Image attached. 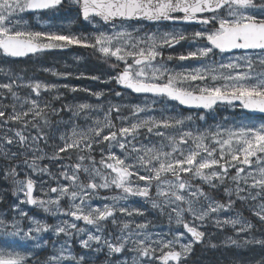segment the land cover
Returning a JSON list of instances; mask_svg holds the SVG:
<instances>
[{
    "label": "snow or ice",
    "instance_id": "snow-or-ice-1",
    "mask_svg": "<svg viewBox=\"0 0 264 264\" xmlns=\"http://www.w3.org/2000/svg\"><path fill=\"white\" fill-rule=\"evenodd\" d=\"M73 48L107 73L16 67ZM197 246L264 264V0H0V264Z\"/></svg>",
    "mask_w": 264,
    "mask_h": 264
},
{
    "label": "rangeland",
    "instance_id": "rangeland-1",
    "mask_svg": "<svg viewBox=\"0 0 264 264\" xmlns=\"http://www.w3.org/2000/svg\"><path fill=\"white\" fill-rule=\"evenodd\" d=\"M32 22H33V24L36 23V21L34 19ZM46 22L48 23V21H46ZM64 25H68V23H66ZM185 47H187V46H185ZM177 50L179 51V50H183V49L178 47ZM83 51L84 50H82V49L73 48V49H69V50H64L63 52L56 51L46 58H44V57L34 58V61H37L35 66H34L35 75L37 77H39L40 79H43V80L57 82L56 78L51 77L47 73L40 72L39 69L42 66H45V67H55L59 70H64L66 65L69 67V70H72V71L79 70V71L89 72V73H93V74L107 73L108 69L105 65H102L100 62H98L95 59V57H92L89 55V53H87L86 51L85 52H83ZM76 56H83L84 57V60L81 61L80 64H78V65L75 63V60H74V58ZM58 82L64 83L65 81H58ZM68 82L75 84V85L92 87V88H96V89H100V88L105 87V85L99 84L97 82L87 81V80H75V79H73V80L68 81ZM72 95L73 94L68 93L67 98L69 100H71ZM78 98L84 99L85 98L84 94H79ZM128 99H131L133 102H139V100L135 97H131ZM224 114L226 115L227 113L225 112ZM215 252L216 253L218 252L223 257H226L230 253H232V251H224V250H218Z\"/></svg>",
    "mask_w": 264,
    "mask_h": 264
},
{
    "label": "trees",
    "instance_id": "trees-1",
    "mask_svg": "<svg viewBox=\"0 0 264 264\" xmlns=\"http://www.w3.org/2000/svg\"><path fill=\"white\" fill-rule=\"evenodd\" d=\"M47 21L48 23L56 26L68 23V19L66 18L65 14H57ZM71 27L73 28V30H78L81 26L73 24L71 25ZM51 54L52 53H47L41 57L46 58ZM34 58H32L31 60L25 58L21 63L16 65V67L27 69L29 74H33L35 73L34 66L37 62L34 61ZM250 255H252V253L242 252L239 258H244ZM193 259L197 262V264H233V260L236 259V257H234L233 252L228 256L223 257L218 252L216 253L215 251L213 252L212 250L205 249L203 246H197Z\"/></svg>",
    "mask_w": 264,
    "mask_h": 264
},
{
    "label": "flooded vegetation",
    "instance_id": "flooded-vegetation-1",
    "mask_svg": "<svg viewBox=\"0 0 264 264\" xmlns=\"http://www.w3.org/2000/svg\"><path fill=\"white\" fill-rule=\"evenodd\" d=\"M146 27H149V28H151V27H153V26H151V25H146ZM185 46H187V45H185ZM179 47V46H178Z\"/></svg>",
    "mask_w": 264,
    "mask_h": 264
}]
</instances>
